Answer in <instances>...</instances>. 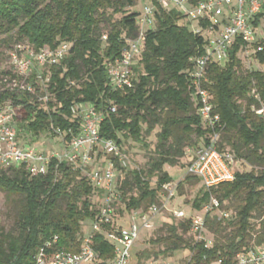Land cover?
<instances>
[{
	"label": "trees",
	"instance_id": "trees-1",
	"mask_svg": "<svg viewBox=\"0 0 264 264\" xmlns=\"http://www.w3.org/2000/svg\"><path fill=\"white\" fill-rule=\"evenodd\" d=\"M137 1L140 0H0V35L9 36L16 30L18 41L37 51L69 45L59 63L36 66L26 77V83L36 90L40 82H46L51 99L42 101L28 89L0 90V109L8 104L21 106L25 112L20 124L27 137L61 133L69 143L81 131L82 118L75 108L83 104H93L104 114L100 135L115 140L121 150L125 141L139 142L144 131L150 133L161 125L158 155L149 169L120 170L115 184L119 194L116 207L121 204L124 215L158 202L163 185L172 181L164 166L177 164L187 147L195 150L208 135L189 79L191 58L205 52L208 35L190 28L193 23L178 9L157 5L155 24L146 30L140 58L133 65V85L117 88L111 83L109 65L138 36L142 12L124 13L120 20L112 21L107 10L125 12V7L135 6ZM199 1L190 0L192 4ZM262 17L264 0L254 24ZM104 21L109 23L107 32L102 27ZM195 23L208 25L202 20ZM259 43L264 46V39ZM241 48L237 44L229 60L209 64L206 87L224 125L220 150L264 167V112H257L264 109V69H244ZM253 57L264 66V50ZM85 170L57 158L51 160L46 174L37 176H31L26 165L0 166V191L24 197L17 231L0 227V264H35L37 253L48 242V253L81 249L86 236L82 222L94 221L100 212L94 200L100 191L87 175L89 167ZM154 176L155 187L151 185ZM193 180L200 182L186 175L177 187ZM132 183L138 186L139 196H127ZM211 195L218 198L221 206L232 198L242 201L235 219L230 220L233 229L228 238L216 240L210 247H205L204 240L186 238L185 234L191 232L190 216L180 226L169 224L166 235L150 242L165 245L162 252L166 255L190 250L191 259L183 264H213L219 259L222 264H234L236 254L253 244L251 231L255 226L251 220L258 218L261 221L255 244L264 243V170L237 171L234 181L221 183L211 191L199 190L193 208L201 209ZM146 201L149 204L144 206ZM217 214L206 216V224L216 233L224 228ZM114 227L116 224H106L103 229ZM91 234L99 257L97 264H111L115 246L105 233Z\"/></svg>",
	"mask_w": 264,
	"mask_h": 264
},
{
	"label": "built area",
	"instance_id": "built-area-1",
	"mask_svg": "<svg viewBox=\"0 0 264 264\" xmlns=\"http://www.w3.org/2000/svg\"><path fill=\"white\" fill-rule=\"evenodd\" d=\"M151 1L152 5L146 6L140 16L138 36L130 41L120 58L110 63L108 76L114 87L124 88L133 85V65L140 58L146 30L155 24L154 16L157 5L163 7L173 5L189 21L202 20L208 23L206 27L202 25L193 27L196 33L207 34L208 42L203 54L191 58L193 67L189 72L191 86L197 98L198 112L208 135L206 141L194 150L192 160L188 164V174L197 177L203 183L206 191H211L221 183L234 181L237 171L234 169L235 156L230 151L220 150L224 125L221 115L213 103V96L206 87L209 64L213 61L223 63L229 60L230 52L237 44L242 47L241 54L249 57L264 50V46L257 42V33L253 22L262 11V0H201L194 4L190 0ZM21 48L13 53V62L19 76L28 77L36 66L59 63L68 53L69 45L62 44L56 49L45 47L39 51L28 45ZM24 49L25 51L20 53ZM39 77L41 78V76ZM26 89L33 91V87L29 84H26ZM8 107L10 108L0 109V166L9 168L26 165V170L31 176L46 174L53 158L67 161L84 170L85 167H89L87 175L103 195L100 212L92 224V233L100 231L105 233L106 239L115 246L116 256L111 264H129L132 247L139 239L141 229H152V218L161 209L156 202L147 209L141 208L132 211L133 219L142 221L141 227L134 222L126 227L120 225L111 229H103L106 224L111 226L116 224L114 217L119 194L115 190V184L118 179V171L128 166L127 156L121 151L118 143L100 135L99 127L105 117L104 114L93 104L76 107V114L82 118L81 131L67 143L63 153L48 156L34 150L30 142L23 144L19 140V130L14 120L15 110L11 106ZM111 111L115 112L116 107L112 106ZM257 112L262 114L264 109ZM101 150L112 157L96 165L97 156ZM176 190L177 187L166 183L163 185L160 196L169 201L175 197ZM220 206L218 198L211 195L209 201L201 208L205 215H192L191 232L194 233L197 241H205V247L213 245L212 239L203 236L207 232L206 216ZM174 214L181 219L190 217L183 210H176ZM50 246L51 242H48L39 250L35 264H97L99 262L98 253L92 244V234L85 236L82 247L77 252L56 250L48 253L47 249ZM147 264L162 263L150 261ZM213 264H222V260L219 259ZM234 264H264V243H253L240 250L234 258Z\"/></svg>",
	"mask_w": 264,
	"mask_h": 264
},
{
	"label": "rangeland",
	"instance_id": "rangeland-1",
	"mask_svg": "<svg viewBox=\"0 0 264 264\" xmlns=\"http://www.w3.org/2000/svg\"><path fill=\"white\" fill-rule=\"evenodd\" d=\"M151 0H140L137 1L135 6L125 7V12H114L113 8L107 10V15L112 21L120 20L125 14L131 13L133 11L143 12L146 6H151ZM173 7V5H170ZM196 20H191L193 24L190 25V28L195 27ZM102 27L104 32H107L109 29V23L107 21L102 22ZM255 31L257 33V42H261L264 39V17L255 24ZM12 35L11 37H9ZM9 36L6 34L0 35V90L3 88H19L26 89V77L19 76L17 72V67L13 62V53L21 50V47H24L26 43L18 41V36L16 30H13ZM24 50L20 51L22 53ZM241 59L243 62L244 69L258 70L264 69L263 65H259L257 61L254 60V57H249L247 55L241 54ZM15 75V76H14ZM37 98L42 101H46L52 98V95L47 90L46 82H40L39 89L36 90L33 87L31 91ZM45 105L44 103H42ZM8 105V104H7ZM5 106V109H9L11 106L15 110L14 120L17 128L19 129V140L26 144L30 142L31 147L39 152L44 153L45 155H53L58 153H63L67 143L65 142V134L54 135L53 133L46 132L41 134L39 137L26 136V130L21 128L20 122L24 116V111L21 106L8 105ZM167 115H164L166 117ZM24 130V131H23ZM161 131V125H156L152 132L147 133L144 131L143 139L139 142L128 140L123 144V149L121 150L128 159V166L124 168L125 170H143L146 172L150 167V162L154 157L158 155L159 151V139L158 133ZM32 138V139H31ZM30 140V141H29ZM185 149V156L180 158L179 162L175 165H165L164 169L168 171L172 177L171 186L177 187L178 183L185 178L189 170V162L192 160L194 150ZM101 154L97 158V164L101 163L103 159L108 160L112 155L106 154L105 151H99ZM236 163L234 169L236 171H255L264 170V167L255 165L250 161L241 158H235ZM103 162V161H102ZM117 166H119L116 163ZM124 170V175L126 171ZM121 172L118 171V177H120ZM157 176H154L151 179V185L156 186ZM130 191L127 196L134 195L139 196L140 191L137 185L131 184ZM199 190H204L203 183L193 180L191 182L185 181L181 188L177 187L176 195L171 200L166 201L165 197L159 196L158 204L160 206V212H158L153 218V228L147 229L142 228L140 232V237L134 244L131 250V258L129 264H147L150 261H160L162 264H183L187 263L192 256V252L188 249L178 250L173 255H166L162 251L165 248V245L153 244L150 242V239H155L158 236L166 235L168 225L171 223L181 225L183 219L186 218H177L174 214L176 210H183L187 216L197 215L204 216L205 212L203 209L193 208L192 203L196 197ZM96 201V208L101 207L103 202L102 192L97 194L94 198ZM24 197L22 195H10L7 192L0 191V227H4L5 231L16 232L18 229V218L19 212L23 206ZM242 203L240 198H232L226 200L223 205L212 212V215L218 213V218L223 221V227L217 233L210 230L207 225V232L203 234L204 237L212 239L213 242L216 240L224 241L231 234L233 227L230 224V220L235 219V213L238 206ZM149 201L144 203V206L148 205ZM119 207H115V217L114 221L116 226H129L131 223H136L139 227L142 226V221L140 219H133L132 211L130 214H123L121 211V204H118ZM117 205V206H118ZM64 206V203H63ZM228 215L226 217V215ZM218 219V220H219ZM261 219L254 218L251 220L252 224L255 226V231H251L252 240L251 243L256 242L257 230L259 229ZM92 219H87L82 222L83 230L85 235H90L92 233ZM181 232V230H179ZM185 237L191 240H196L193 232L185 234ZM144 251V252H143Z\"/></svg>",
	"mask_w": 264,
	"mask_h": 264
}]
</instances>
